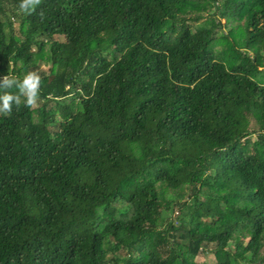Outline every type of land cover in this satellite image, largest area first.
Masks as SVG:
<instances>
[{
    "label": "trees",
    "instance_id": "trees-1",
    "mask_svg": "<svg viewBox=\"0 0 264 264\" xmlns=\"http://www.w3.org/2000/svg\"><path fill=\"white\" fill-rule=\"evenodd\" d=\"M19 3L0 79L42 80L0 115V264H264V0Z\"/></svg>",
    "mask_w": 264,
    "mask_h": 264
},
{
    "label": "clouds",
    "instance_id": "clouds-1",
    "mask_svg": "<svg viewBox=\"0 0 264 264\" xmlns=\"http://www.w3.org/2000/svg\"><path fill=\"white\" fill-rule=\"evenodd\" d=\"M40 4L41 0H20L18 7L22 12L32 13ZM41 80L36 71L26 73L22 80L11 75L0 79V115H9L13 105L19 108L22 102L26 107L37 105L40 100ZM13 87L16 88V92L9 91Z\"/></svg>",
    "mask_w": 264,
    "mask_h": 264
},
{
    "label": "rangeland",
    "instance_id": "rangeland-1",
    "mask_svg": "<svg viewBox=\"0 0 264 264\" xmlns=\"http://www.w3.org/2000/svg\"><path fill=\"white\" fill-rule=\"evenodd\" d=\"M218 3H219V4H217V6H219V5L221 4L220 2H218ZM212 12L214 13V12H215V9H213ZM200 13H201V14H204V12H200ZM216 13H218V11H216ZM225 21H226V20L222 19V20H221V23L224 24ZM13 27H14V29H16V27H17V25H16L15 22H14V24H13ZM222 32L224 33V35H230L228 29H226V28L222 29ZM59 40H60V41H63V38L61 37V38H59ZM44 55H46V54H44ZM37 64L39 65V66H38V67H39V70L47 71L48 68H49V64H48V62L46 61L45 57L40 58L39 60H37ZM38 106H39V102L37 103V105L32 106V108H33L34 110H36V109L38 108ZM252 139L254 140V139H256V137L253 136ZM171 210H172V209H171ZM176 214H177V213H176V210H175L173 213H172V211H170V212H166V213L164 214V216L167 215V217L175 218V217H176ZM209 246H210L211 249L213 248L212 245H209ZM195 261L198 262V263H212V262H214V255H213L212 250H210V251H206V252H201V253L196 257Z\"/></svg>",
    "mask_w": 264,
    "mask_h": 264
}]
</instances>
